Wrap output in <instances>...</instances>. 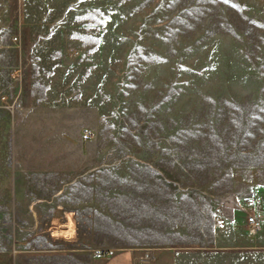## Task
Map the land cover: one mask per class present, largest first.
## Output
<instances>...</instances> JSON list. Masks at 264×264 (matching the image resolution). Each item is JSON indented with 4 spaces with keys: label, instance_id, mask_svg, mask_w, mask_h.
<instances>
[{
    "label": "rangeland",
    "instance_id": "374dc122",
    "mask_svg": "<svg viewBox=\"0 0 264 264\" xmlns=\"http://www.w3.org/2000/svg\"><path fill=\"white\" fill-rule=\"evenodd\" d=\"M264 0H0V264H264Z\"/></svg>",
    "mask_w": 264,
    "mask_h": 264
},
{
    "label": "crops",
    "instance_id": "0c3cea01",
    "mask_svg": "<svg viewBox=\"0 0 264 264\" xmlns=\"http://www.w3.org/2000/svg\"><path fill=\"white\" fill-rule=\"evenodd\" d=\"M134 255L129 252H123L120 255L113 257L110 264H136Z\"/></svg>",
    "mask_w": 264,
    "mask_h": 264
},
{
    "label": "built area",
    "instance_id": "2783aa9c",
    "mask_svg": "<svg viewBox=\"0 0 264 264\" xmlns=\"http://www.w3.org/2000/svg\"><path fill=\"white\" fill-rule=\"evenodd\" d=\"M264 224V213H252L248 217V225L252 229L261 228Z\"/></svg>",
    "mask_w": 264,
    "mask_h": 264
}]
</instances>
